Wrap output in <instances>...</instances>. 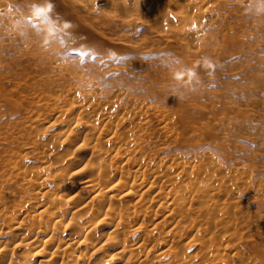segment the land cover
<instances>
[{"label": "rangeland", "instance_id": "obj_1", "mask_svg": "<svg viewBox=\"0 0 264 264\" xmlns=\"http://www.w3.org/2000/svg\"><path fill=\"white\" fill-rule=\"evenodd\" d=\"M151 3L147 0H0V93L13 92L15 88L22 92L13 93L9 105L0 101V197L28 193V187H16L12 181L5 183L6 166L11 157L24 161L28 168L45 162L40 151L42 156L37 151L26 155L25 148L30 145L23 146V143L30 134L40 140L35 149L53 152L47 160L49 173L33 177V180L45 178V186L52 192L66 195L71 187L79 186L85 175L71 174L83 172L95 163L90 151L78 149L82 139L56 135L63 129V124L56 121L59 107L40 108L35 114L32 109L37 101L38 85L47 78L54 81L57 78L54 68L59 67L65 74L93 76V86L88 83L85 88L79 86L78 99H86L85 90L92 87L101 93L119 84L128 86L133 98L150 107L151 114L161 112L166 116V124L152 122L143 129L148 133L157 132L147 139L142 150L143 157L152 160L149 169L161 165L165 171L176 163L180 165L174 166V173L188 164L214 172L215 193L226 189L227 203L248 204L253 215L254 212L259 215L258 225L264 232V14L256 15L254 6L249 10L250 0H216L215 5L211 4L213 7L201 10L203 40L192 41L186 31L181 33L184 24L167 18L160 22L165 15L158 14ZM170 13L173 16L176 11L171 8ZM46 52L52 54L43 61L41 57ZM95 90L90 89L88 93ZM74 99L76 96L60 107L68 108ZM188 116L192 122L182 124L181 117ZM142 117L130 118L118 131L144 120ZM113 120L115 123L116 119ZM83 126L80 131H84ZM140 154L131 153L126 157L139 158ZM57 158L65 159L68 165L59 166ZM89 163L92 165L88 166ZM111 163L124 162L114 158ZM127 169L131 170L132 166L128 165ZM240 178L246 184L232 194ZM204 202L201 206L207 207V214L211 215L214 203ZM112 203L128 215L144 211L138 207L128 210L115 204L116 200ZM75 208H68L65 216L70 217ZM12 210L6 199L0 203V224H3V215ZM93 213L86 216V222L93 221ZM151 216L153 212L144 218V228L135 235L134 243L145 231L151 230L154 220L163 217L151 220ZM134 222L122 225V230L135 228ZM13 223L4 222L5 227L9 224L12 227ZM241 223H233L231 232L223 236V243L230 242V237L235 238L231 245H236L255 264H264L257 253L264 252L261 230L247 232L242 230ZM23 225L22 230H12L8 238L0 235V247L11 249L20 240L17 235L23 233ZM110 229L100 227L99 231L107 235ZM163 229L164 226L158 232ZM193 232L186 228L176 244L192 258L201 254L202 248L197 245L204 238V230L200 228L196 241L191 242ZM68 234L57 229L53 236L70 238ZM155 238L157 242L165 241V232ZM41 239L37 237L33 243ZM25 245L18 251L25 252L31 264H42L54 251L53 264H59L61 257L72 261L67 254L59 257L56 250H61L54 243L41 249L39 257L30 256L37 245ZM98 247L80 248L82 255L91 258L90 264H101L100 255L107 259V254L114 253L109 247ZM94 249L99 251L92 257L89 252ZM231 255L226 253V259ZM166 259L171 257L164 258L163 263ZM156 261L151 263L157 264ZM131 264L137 263L132 260Z\"/></svg>", "mask_w": 264, "mask_h": 264}, {"label": "bare ground", "instance_id": "obj_2", "mask_svg": "<svg viewBox=\"0 0 264 264\" xmlns=\"http://www.w3.org/2000/svg\"><path fill=\"white\" fill-rule=\"evenodd\" d=\"M147 1L152 2L151 4L158 14L165 15V18L160 19L162 20L160 22H165L167 18L184 24L181 33L186 31V36H190L192 41H202L205 36L201 10L209 9L211 4L216 3V0ZM2 7L4 8V5ZM171 8L176 11L173 16H170ZM194 23L195 25H193ZM181 33L179 36H182ZM26 49L30 52L28 48ZM51 54V52L44 53L41 57L42 60L46 61ZM55 67H57L56 64ZM54 70L57 76L54 81L47 78L38 85L37 101L32 108L34 114L40 108L59 107L60 111L56 121L63 124V129L56 135L59 138L67 139L73 136L82 139V142L77 146L78 149H82L85 153L84 150H87V153L90 151V158L92 156L95 163L92 167L85 168L83 172L71 174L73 176L75 174L85 175L79 181V186L71 187L66 195L52 192L45 186V178L33 180V177L35 174L44 177L49 173L50 167L47 160L53 152L35 149L40 143L38 137L32 134L25 137L23 146L30 145L25 148L26 155L40 151L43 156L41 153L39 154L45 162L40 163L37 167L28 168L24 161L11 157V161L6 166L8 179L5 183L12 181L16 187H28V193L22 196L15 194L10 198L0 197V203L6 199L8 206L13 209L3 215L0 235L8 238L12 230H22V226L25 224L23 233L17 235L20 240L16 241L11 249H7L5 246L0 247V264H31V260L28 259L30 257L25 252L18 251L20 248L22 249L21 246L23 244H26V247L37 245L33 248L30 256L39 257L41 249L49 243H54L56 249L61 250H56V253L60 254L59 257L67 254L75 264H90L91 258L80 252V248L86 245L99 246L98 249L108 247L112 249L114 253L107 254V259L100 255L98 260L101 261V264L114 262L131 264L132 260L137 264H153L151 263L153 260H157V264H255L236 245H231V242L236 240L235 238L230 237V242L223 243V236L227 232H231L233 223L238 221L242 222V230L260 231L258 225L260 217L256 212L253 215L248 204L241 206L239 202L227 203L225 200L226 189H220L215 193L217 184L214 180V172L198 165L188 164L182 165L179 173H174V166L180 165L176 163L170 165L165 171H162L161 165L155 166L153 170L149 169L152 160L151 158L145 159L142 150L147 139L156 135L157 132L148 133L143 129H146L152 122H158L160 125L166 124L168 119L166 116L161 112L151 114L150 107L133 98L128 86L119 84L101 93L92 87L90 89L96 92L88 93L90 89L85 90L86 99H78L80 94L76 92L79 86L85 88L86 83L93 86V76L90 77L88 74L83 76L76 72L70 75L67 72L65 74L59 67ZM13 93L20 95L22 92L16 88L13 92L7 90L0 93V101L9 105ZM72 96H76V99L71 102L68 108L60 107ZM103 98L106 99L102 100ZM132 117H142L144 120L133 122L129 126L125 125L120 129L121 131H118V127L124 122H128ZM113 119H116L115 123ZM190 122L192 119L189 116L188 118L181 117L182 124L188 125ZM81 126L85 127L84 131H80ZM27 140L30 143H26ZM138 152L141 153L139 158L126 157L128 154L134 153L135 155ZM114 158H121L124 163L114 165L111 163ZM57 159V163L61 164L59 166L68 165V161L65 159ZM69 162L71 161L69 160ZM90 164L92 165L89 163L88 166ZM128 165L132 166L131 170L127 169ZM233 179H235L234 176ZM239 181L240 183L232 188V194H236V189L246 184L243 178H240ZM112 192H118V194L113 195ZM154 192L156 193L154 194ZM85 195H87L86 198ZM154 196H156V201ZM132 198L135 199L126 200ZM115 200L117 201L115 204H121L128 210L131 207L136 210L138 207L144 211L142 213L134 211L128 215L120 208L115 207L112 203ZM208 200L214 203L211 215L207 214L209 211L206 209L207 207L201 206L206 203L204 201ZM123 201L125 204L122 203ZM153 206L155 207L152 208ZM70 207H76L73 209L76 211L70 217H66L65 213ZM69 210L72 211V209ZM92 212H94L93 221L86 222V218ZM152 212L154 216L150 217L151 220L158 216L163 217L160 220H154L151 230L145 231L139 237L138 242L134 243L135 235L144 228V218L150 216ZM138 214L139 216H137ZM130 216L133 218L130 219ZM7 220L14 221V226L11 227L9 224L5 227L4 222ZM132 220L135 221V228L129 227L128 229L131 230H122L121 226ZM162 226H164L163 231L158 232L161 231ZM100 227L111 229L107 231V235H104L105 233L99 231ZM186 228L190 232L194 231L195 235L190 238L191 242L196 241V235L198 236L197 232L200 228L204 230V238L197 245L201 246L202 252L193 258L188 257L186 251L176 246L177 240L181 237L180 233ZM57 229L59 232H69L70 238H54L53 233ZM164 232L166 240L157 242L155 237L163 235ZM261 234L263 237L262 230ZM37 237L43 239L37 244L33 243ZM45 237L48 238L45 239ZM98 242L99 245L96 244ZM97 251L99 250L94 249L89 254L94 257L97 255ZM228 252H231L232 255L226 259L225 254ZM257 253L264 262V252L258 250ZM54 254L55 251L50 253V257L44 259L42 264H53L51 257ZM150 256H152L151 261H149ZM166 257H171V259H166L163 263V259ZM72 261L64 260L61 257L59 264H74Z\"/></svg>", "mask_w": 264, "mask_h": 264}, {"label": "clouds", "instance_id": "obj_3", "mask_svg": "<svg viewBox=\"0 0 264 264\" xmlns=\"http://www.w3.org/2000/svg\"><path fill=\"white\" fill-rule=\"evenodd\" d=\"M253 6L256 15L264 14V0H250L249 10H252ZM50 31H52V29H50Z\"/></svg>", "mask_w": 264, "mask_h": 264}]
</instances>
